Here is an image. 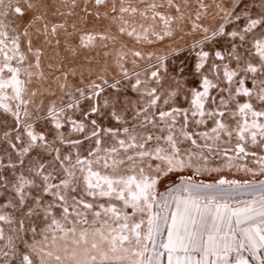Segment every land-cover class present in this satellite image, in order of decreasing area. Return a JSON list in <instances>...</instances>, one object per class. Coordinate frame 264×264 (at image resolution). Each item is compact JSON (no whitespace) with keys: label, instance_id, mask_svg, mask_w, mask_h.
<instances>
[{"label":"snow or ice","instance_id":"1","mask_svg":"<svg viewBox=\"0 0 264 264\" xmlns=\"http://www.w3.org/2000/svg\"><path fill=\"white\" fill-rule=\"evenodd\" d=\"M0 264H264V0H0Z\"/></svg>","mask_w":264,"mask_h":264}]
</instances>
